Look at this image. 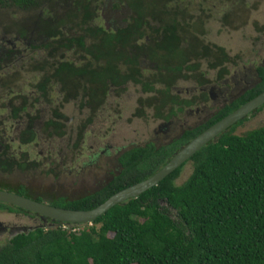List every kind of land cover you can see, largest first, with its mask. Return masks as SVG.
I'll return each instance as SVG.
<instances>
[{
  "label": "trees",
  "instance_id": "obj_1",
  "mask_svg": "<svg viewBox=\"0 0 264 264\" xmlns=\"http://www.w3.org/2000/svg\"><path fill=\"white\" fill-rule=\"evenodd\" d=\"M46 1H69V4L60 5L62 15L54 16ZM147 1L161 8L151 11ZM227 1L225 8L229 10L230 1L245 0H219ZM91 2L0 0L1 19L17 21L28 16V22L14 29H8L0 21V70L3 64L12 70L13 61L21 53L13 48V41L25 39L34 30L46 38L27 52L30 69L38 74L12 85L7 92L11 100L1 102L7 108L4 115L17 124L15 138L20 144L31 143L42 127L48 136L64 134L60 122L67 118L62 103L67 102L69 108L78 105L92 117L106 107L104 96L111 93L107 85L126 82L138 84L142 92L155 94L160 102L166 99L162 103H167L177 99L169 94V85L178 78L198 85L207 80V71L199 69L197 61H190L213 59L208 61L211 69L227 61L221 47L207 45L195 35L203 30V20L196 22L195 16L187 14L186 0H121L129 13L115 27L102 24L101 1L94 5ZM197 17L205 16L197 14ZM1 28L9 31L7 39H3L7 33L1 32ZM37 48L56 49V52L50 54L49 61H45V55H41L42 60L34 61L32 56L37 51L33 50ZM67 55L72 58H66ZM140 55L155 64V68L142 67ZM77 60L84 61H78L79 65ZM254 70L259 80L221 108L209 125L264 90V66L256 65ZM218 72L220 77L225 69ZM159 83L163 86L157 87ZM53 92L61 96L59 103L52 101ZM3 97L0 95V99ZM29 99L49 105L37 125L18 122ZM152 99L145 104L150 107ZM180 101L187 104V100ZM161 106H154V115L167 119L172 110L163 115ZM261 109L262 105L254 113ZM254 113L251 111L203 145L156 185L135 198L114 204L90 224L73 225L46 219L43 226L12 235L0 245V264H264V125L241 134H235L234 130ZM135 114L145 115L142 110ZM198 131L197 128L184 132L168 144L147 139L140 145L122 148L114 155L118 172L112 173L99 189L75 199L58 197L49 203L73 210L93 208L114 192L157 171ZM186 162H190L191 171L182 183L176 184ZM24 165L36 173L40 167L25 151L7 146V151L0 153V174L22 169ZM47 166H50L48 161V173L56 172V175L41 180L50 186L60 184V169ZM15 193L41 200L31 196L23 186ZM0 210L35 215L2 202Z\"/></svg>",
  "mask_w": 264,
  "mask_h": 264
},
{
  "label": "rangeland",
  "instance_id": "obj_2",
  "mask_svg": "<svg viewBox=\"0 0 264 264\" xmlns=\"http://www.w3.org/2000/svg\"><path fill=\"white\" fill-rule=\"evenodd\" d=\"M90 1L93 5L99 4V1H101L99 16L103 18L102 24L106 27L108 25L112 27L120 25L121 18L126 17V13H129L128 8L124 3H121V0ZM187 1L190 2L187 3ZM78 2L83 3V1ZM147 2L151 4V6H147L151 11L161 8L154 6L151 1ZM47 3L54 16H61L59 6H68L69 1H46ZM228 4V1L220 3L219 0H186V3H184L188 15L195 16L196 22L203 20V30L199 35L197 33L195 35L200 37L207 45L221 47L227 55V61L215 69L208 67V61L212 62L213 59H193L189 62L197 61L199 69L207 71L206 78L209 80V85H216L220 91L216 100L220 99V101L215 102L213 106L208 108L210 109L209 114L218 110L223 103H228L243 89H248L254 85L258 81L254 67L260 64L264 66V0L230 1L231 9L229 10V7L225 8ZM68 9L71 11L70 8ZM197 14L205 17L198 18ZM0 21L8 29H14L20 23L28 22V16L25 15L24 19L17 21L1 18ZM97 22L99 23V19ZM1 32L7 33L3 37V39H7L9 31L1 28ZM143 40L148 41L146 36ZM43 41L45 42L46 38ZM37 42H39V39L33 44L38 45ZM12 43L13 48L15 50L19 49L21 53H18L17 58L13 61L12 70H8L5 64L2 66L3 69L0 70V95H4L0 99V121L3 120L0 130L2 135L0 134V137L9 148L25 151L30 159H36L40 167H38L37 173L34 169L27 170V166L24 165L22 169L3 175L0 174V189L16 192L19 186H23L31 196L41 197L48 200V202L56 201L58 197L64 199L79 198L92 191L94 185L98 181L99 183L102 182L111 170L118 172L114 155L123 150L122 148L130 147L133 144L140 145L141 141L147 139L153 141L154 136L158 139L156 134L153 135L159 121L154 115V106L159 103L157 96L142 92L138 84L126 82L121 85H107L111 93L109 92L104 96V101L107 102L105 106L109 109L103 107L104 110L96 111L91 117L85 109L80 110L78 105L69 108L66 106L67 102L62 103V107L66 108L62 110L67 118V120L63 119V122H60L63 125L64 134L47 136L46 130L42 127L35 144H19L20 146H18L15 134H13L16 123L8 120V117L4 115L7 108L2 107L1 102L4 104L8 99L11 100L10 94L8 95L7 92L10 87H14L12 85L21 83L24 79L29 80L32 75H37L38 72L30 69L27 54L29 47L23 40L15 43L13 41ZM3 44H7V42ZM130 49L133 48L130 47ZM55 52L56 49H40L32 58L34 61L42 60L41 55H45V61H49L52 59L50 54ZM68 55L66 58H72ZM78 61L84 60H77V63L81 65V62ZM21 62L25 64L21 65ZM139 62H141L142 67L155 68V64L152 65L144 59L143 55H140ZM220 68H224L225 73L219 77L218 71ZM6 70L9 75H6ZM179 76L183 77V74L180 73ZM162 86L161 83L157 85V87ZM192 86H194L193 81L178 78L170 84L169 91H179V97L185 99L187 90ZM26 90L27 92L31 91L29 87ZM149 99H152L150 107L145 104ZM171 109L174 114L169 120L174 121L171 122V131L163 135H166L165 140L169 136L170 138L174 137L181 128L191 126L199 121L196 118V122H193L194 119H187L185 115L181 116L183 109L181 112L180 108L174 106ZM37 110L34 107L32 108L30 102H27L25 110L19 114V122L21 124H33L32 122L35 119L32 115L37 114ZM138 110H142L145 115L135 114V111ZM165 110L167 111V109ZM202 118L204 120L205 116ZM241 125L237 127L235 134H241L248 129L264 125V107L254 113L248 120L242 122ZM46 158H52V160ZM47 161L50 163V166H47L48 168L54 165L56 168L61 169L60 184L50 186L41 180L52 177L46 169ZM68 169L70 173L67 171ZM182 170L176 184L182 183L190 173V162H186ZM45 172L48 174H45ZM72 179L77 182L72 181ZM2 183L5 185H1ZM44 221L46 220L39 219L35 215L30 216L22 212L0 210V245L8 239L9 235L12 236V234L32 229L37 225L43 226L46 224Z\"/></svg>",
  "mask_w": 264,
  "mask_h": 264
},
{
  "label": "water",
  "instance_id": "obj_3",
  "mask_svg": "<svg viewBox=\"0 0 264 264\" xmlns=\"http://www.w3.org/2000/svg\"><path fill=\"white\" fill-rule=\"evenodd\" d=\"M262 104H264V90L200 131L175 151L157 171L138 182L114 192L93 208L87 210L62 208L2 189H0V202L35 213L42 220L50 219L61 223L69 222L75 224L91 222L95 217L105 212L114 204L123 203L127 199L135 198L143 191L156 185L199 148L215 139L221 132L225 131L232 124L244 118Z\"/></svg>",
  "mask_w": 264,
  "mask_h": 264
},
{
  "label": "flooded vegetation",
  "instance_id": "obj_4",
  "mask_svg": "<svg viewBox=\"0 0 264 264\" xmlns=\"http://www.w3.org/2000/svg\"><path fill=\"white\" fill-rule=\"evenodd\" d=\"M113 27H115V26H113ZM44 38H45V35L42 32H37V31L34 30L31 34H29L27 37H25V39H23V42L27 45V47H32V46H37V44H33V42H36V40L39 39V42H37L38 45H39L40 43L44 42L43 41ZM208 81L209 80L207 79L201 85H198L196 82H193L194 86H192L190 89L187 90V94H186L185 99L179 97V95H180L179 91L170 90L169 94L170 95H176V98H177L176 100H169V102H167V103H162V102H166L167 101L166 99L165 100L162 99L161 102H160V99L158 100L159 101L158 105L159 104L162 105L161 106V112H162L163 115L170 114L169 110L171 109L172 106H174V107L180 108V112L183 109V113H182L181 116L185 115L187 119H191L192 118V119H194L193 122H196L197 119H199V121L196 122V123H193L191 126H186L184 128H181L180 131L174 137L170 138V136H169V138H167V140H165V136L166 135L165 136H163V135L171 131L170 130L171 122H173L174 120L172 121V120H169V119L173 117L174 112L172 111V114H170L167 117V119L166 118H160V119L158 118L159 121H158L157 127L153 131V135L156 134V136H158V139H159L158 140L154 136L153 140H154V142L156 144L171 143V142H173L175 140H178L183 135L184 132L195 130L197 128L199 130L198 131V133H199L200 131L205 129L207 126H209L208 122L211 119H213V117L216 115V113L221 108H223L225 105L231 104L238 97H240L242 94H244L246 92V90H247V89H243L238 95H236L234 98L230 99V101H228V103H223V105H221L218 110H216L212 114H209L210 109H208V108L213 106V104L215 102H219L220 101V99L218 101H216L217 98L219 97L218 95H219L220 91L218 90V87L216 85H209ZM169 89H170V85H169ZM180 100H187V104L182 103ZM191 105H193V106L191 107ZM262 107H264V104H262ZM256 108L252 111V113L255 112ZM165 109H167V111ZM203 116H205L204 120L202 118ZM18 122H19V120H18ZM179 122H180V124H182V122L180 120H179ZM241 124H239V125H241ZM21 125H24V124H21ZM1 128H2V125L0 126V130H1ZM236 129L237 128H235L234 130L236 131ZM16 130H17V128L14 126V132L13 133H15ZM0 134L2 135L1 131H0ZM7 146L5 145V142L3 141L2 137H0V151H1L0 153H2L3 151H7ZM94 186H95L94 188L97 189V188L100 187V184L98 183V184H95ZM41 200L44 201V202H48V200L43 199V198H41ZM35 217L39 218V216L36 215V214H35ZM39 219H41V218H39ZM0 227H1V224H0ZM12 235H14V234H12ZM10 237H11V235H9V237H7V238L9 239Z\"/></svg>",
  "mask_w": 264,
  "mask_h": 264
},
{
  "label": "clouds",
  "instance_id": "obj_5",
  "mask_svg": "<svg viewBox=\"0 0 264 264\" xmlns=\"http://www.w3.org/2000/svg\"><path fill=\"white\" fill-rule=\"evenodd\" d=\"M105 27H106V25H105ZM21 40H23V38L22 39H20V41ZM38 50H40L39 48H37V49H35V50H33V51H38ZM148 62H150L149 60H147ZM86 85H82V87L84 88ZM60 95H57L55 92H53V97H52V101L54 102H57V103H59V100H60ZM30 102V104L32 105V108L34 107V108H36V110H37V106H38V110H37V114H33L32 116H33V119H35V121L34 122H36L35 124L37 125L38 124V122H41L40 121V119H41V117L43 116V112H45V111H47V109H48V106L49 105H44L43 104V102L41 101V102H34V101H30V99L28 100V103ZM32 103H34V104H32ZM74 103H77V102H74ZM74 103H71V104H74ZM57 105H61V104H57ZM52 111V110H51ZM50 111V112H51ZM52 113V112H51ZM35 116V117H34ZM41 125H43V124H41ZM49 130H51V128H49ZM39 133H40V129H39ZM39 133H38V135H37V137L31 142V143H28V144H26V145H31V144H35L36 142H37V140H38V136H39ZM13 134H15L16 135V133H13ZM14 135V136H15ZM48 136V135H47ZM20 143L17 141V145L18 146H20L19 145ZM107 148V147H106ZM26 153V152H25ZM27 154V153H26ZM28 156V155H27ZM43 156V155H42ZM28 158L30 159V157L28 156ZM47 160H52V158H46ZM60 171H61V169H60ZM68 172H70V170L68 169ZM109 173H111V174H109ZM108 173V175H107V177H105L104 178V180L102 181V182H97L96 184H100V187L103 185V184H105V182H108L109 180H110V178L112 177V173H117L116 172V170H111L110 172ZM53 175V177L56 175V172L55 173H53L52 174ZM99 187V188H100ZM99 188H97V189H99ZM93 190H95V188L93 189ZM37 201H42V200H37ZM44 202V201H43ZM46 203H48V204H50L49 202H46ZM51 205V204H50ZM35 214V213H34ZM40 218V217H39ZM67 223H69V222H67ZM86 223H88V224H90L91 222H86ZM71 224H73V225H77V224H85V223H77V224H75V223H71ZM72 230H76L77 228L76 227H72L71 228Z\"/></svg>",
  "mask_w": 264,
  "mask_h": 264
}]
</instances>
